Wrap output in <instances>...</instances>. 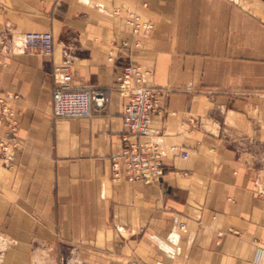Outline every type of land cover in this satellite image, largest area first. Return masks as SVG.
I'll use <instances>...</instances> for the list:
<instances>
[{
	"label": "crops",
	"instance_id": "crops-1",
	"mask_svg": "<svg viewBox=\"0 0 264 264\" xmlns=\"http://www.w3.org/2000/svg\"><path fill=\"white\" fill-rule=\"evenodd\" d=\"M126 9L154 24L149 36L131 34ZM7 30L52 32L53 55L7 53ZM133 63L172 114L143 139L164 164L150 185L113 181L128 102L117 78ZM63 64L74 90L106 92L104 111L54 117ZM0 98L18 126L11 168L0 153L2 235L57 237L128 264H264V0H0Z\"/></svg>",
	"mask_w": 264,
	"mask_h": 264
},
{
	"label": "built area",
	"instance_id": "built-area-1",
	"mask_svg": "<svg viewBox=\"0 0 264 264\" xmlns=\"http://www.w3.org/2000/svg\"><path fill=\"white\" fill-rule=\"evenodd\" d=\"M116 15L121 9H116ZM125 25L131 34L137 38L149 36L154 29L151 21L144 20L137 12L126 9ZM21 46L26 52L39 51L45 56L54 53V37L52 32H26L21 38ZM15 43V42H13ZM128 47V43H123ZM19 47V46H18ZM134 48H139V41L134 42ZM113 51L108 56L109 62H115ZM54 74L60 77V82L52 94L53 113L55 118H93L96 113L106 109L110 97L104 90H74L72 74L67 64L54 67ZM152 73L138 64H130L122 69L117 78V91L128 102L122 114L123 126L126 130L123 136L122 152L112 158V173L115 183H143L146 185L162 182L165 172L162 157L157 149L143 139L151 136V124L154 117L172 115L161 105L164 92L151 82ZM16 96L7 95V99ZM9 123V132L0 140V153L5 163L15 159L12 149L17 143V121L14 112L5 98H0V129L4 123ZM177 151L173 148V151ZM182 158H188L189 153L181 152ZM134 264H139L135 262Z\"/></svg>",
	"mask_w": 264,
	"mask_h": 264
},
{
	"label": "rangeland",
	"instance_id": "rangeland-1",
	"mask_svg": "<svg viewBox=\"0 0 264 264\" xmlns=\"http://www.w3.org/2000/svg\"><path fill=\"white\" fill-rule=\"evenodd\" d=\"M3 35L2 38H5L4 43L8 42V44L3 45L7 53L31 54V52H26V50L20 48L21 45L18 39L14 38L15 36L9 30ZM32 53L41 54L39 51ZM14 150L15 148L12 149L13 154ZM1 159L3 166L6 168H11L15 162L14 159L12 163H5L2 156ZM10 216L8 215V217ZM6 225H8V221L5 218L0 220V264H128V262L125 263V260L117 259L110 253L95 252L86 245L73 246L72 244H65L57 237L42 236L38 240L32 241L29 235L13 238L4 236L2 234H4ZM30 226L31 223L28 225V234L30 233ZM1 239L5 241L2 242Z\"/></svg>",
	"mask_w": 264,
	"mask_h": 264
},
{
	"label": "bare ground",
	"instance_id": "bare-ground-1",
	"mask_svg": "<svg viewBox=\"0 0 264 264\" xmlns=\"http://www.w3.org/2000/svg\"><path fill=\"white\" fill-rule=\"evenodd\" d=\"M135 12H136V11H135ZM153 30H154V29H153ZM151 33H152V32H151ZM24 34H25V33H24ZM24 34H23V35H24ZM23 35L20 36L19 38H17L20 44H21V42H22V41H21V40H22L21 38L23 37ZM1 240H2V242L5 241V240L3 241V239H1ZM0 243H1V242H0ZM5 244H6V243H5ZM2 245H3V244H2ZM5 246H6V245H5ZM6 247H7V246H6ZM1 248H2V247H1ZM4 250H5V249H4ZM4 250H3V251H4ZM1 251H2V250H1ZM2 253H5V252H2ZM2 253H1V254H2Z\"/></svg>",
	"mask_w": 264,
	"mask_h": 264
}]
</instances>
